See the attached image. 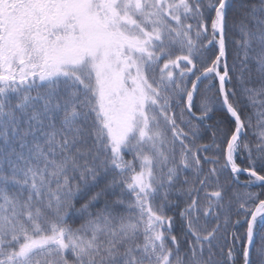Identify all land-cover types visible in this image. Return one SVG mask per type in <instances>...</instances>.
Returning a JSON list of instances; mask_svg holds the SVG:
<instances>
[{
	"label": "snow or ice",
	"instance_id": "snow-or-ice-1",
	"mask_svg": "<svg viewBox=\"0 0 264 264\" xmlns=\"http://www.w3.org/2000/svg\"><path fill=\"white\" fill-rule=\"evenodd\" d=\"M0 264H264V0H0Z\"/></svg>",
	"mask_w": 264,
	"mask_h": 264
},
{
	"label": "trees",
	"instance_id": "trees-1",
	"mask_svg": "<svg viewBox=\"0 0 264 264\" xmlns=\"http://www.w3.org/2000/svg\"><path fill=\"white\" fill-rule=\"evenodd\" d=\"M205 142H207V141H205Z\"/></svg>",
	"mask_w": 264,
	"mask_h": 264
}]
</instances>
